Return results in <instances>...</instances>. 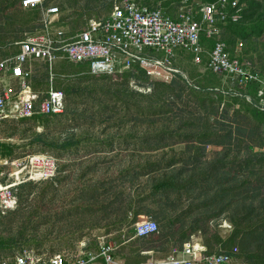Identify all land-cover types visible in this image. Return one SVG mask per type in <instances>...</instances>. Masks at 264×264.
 <instances>
[{"label": "trees", "instance_id": "trees-1", "mask_svg": "<svg viewBox=\"0 0 264 264\" xmlns=\"http://www.w3.org/2000/svg\"><path fill=\"white\" fill-rule=\"evenodd\" d=\"M134 1L149 9L159 8L171 18L177 17L183 3L186 6L192 4L191 9L186 7L191 11L187 13L197 20L202 5L217 0ZM20 2L0 0V48L18 38L11 30L13 15L8 13L10 9L18 5L23 10L19 15V18L23 17L22 24L37 21L39 8L22 9ZM94 4L91 9L90 6ZM108 5L107 0H63L57 7L62 12H68L69 24L76 31L84 13L92 12L95 7L107 8ZM235 9L239 18L232 20ZM227 14L226 21L218 22L221 29L219 40L226 44L230 57L238 58L242 63L247 59L257 76L264 80V42L260 50L253 45L256 38L264 36V0H237L236 8L227 7ZM238 41L245 44L242 52L237 48ZM200 43L204 49L200 65L193 63L192 54L176 50L179 56L188 54L184 57L188 63L203 67L202 73L195 67L188 72L179 67L183 74H187L186 79L175 74L169 82H165L162 78L148 76L135 63L122 73L80 77L78 83L68 80L64 91L61 89L65 94L63 114L36 115L30 120L40 124L58 117L67 121L84 119L85 123H90L87 127H91L85 128L81 135L72 130L60 139L49 141L44 140L42 134H36L34 141L62 153H70L82 143L100 146L108 143L111 147L112 140L120 137V134L108 135L106 127L125 126L126 138L141 150L133 153L128 165L120 172L121 177L128 180V186L120 185L121 190L116 196L124 217H116L107 225L121 228L127 221V211L145 209L142 206H145V200H149V205L157 211H154L156 220L178 225L176 233H180L183 243L185 240L188 242L185 219L192 211L191 206L185 210L179 209L175 201L183 195L190 199L194 197L199 202L195 207L199 208V212L202 207L203 212L196 214L190 225L193 233H201V223L207 225L210 221L215 228L225 221L231 230L225 240L216 234L215 246L228 250L226 248L231 244L229 248L239 249L236 255L239 259L249 256L254 264H264V111L255 105L260 85L258 82L239 85L231 80L234 88L233 91L229 90L225 85L226 79L206 69L208 53L215 39L201 33ZM255 52L258 53L257 61L251 55ZM62 68H71L79 75L82 71L86 72L87 65ZM132 82L138 88L150 91L139 92L130 86ZM246 96L254 100L248 102ZM77 97L91 100L96 110L88 113L78 105ZM233 115L247 118L254 129L233 124ZM66 167L64 165L63 169ZM83 170L80 168L79 171ZM81 176L83 174H74L75 179ZM66 178H61V181ZM122 196L125 197L120 200ZM217 203L221 206L211 209ZM107 217H110L109 213L104 218L107 220ZM131 230L129 228L127 234L120 233L115 241L128 238ZM15 242V238L0 233V253ZM201 244L210 252L211 244L207 241ZM136 251L131 249V254H137ZM115 257L129 260L124 252H116Z\"/></svg>", "mask_w": 264, "mask_h": 264}, {"label": "built area", "instance_id": "built-area-1", "mask_svg": "<svg viewBox=\"0 0 264 264\" xmlns=\"http://www.w3.org/2000/svg\"><path fill=\"white\" fill-rule=\"evenodd\" d=\"M109 15L91 18L84 27L66 36L68 19L56 6H45V0H21L23 9L39 8L41 27L32 35L17 42L19 52L0 58V125L10 121L30 120L36 115L59 116L65 110V94L61 89L38 92L31 89L29 78L32 62H46L50 66L60 58L80 64L86 63L83 74L113 75L130 69L138 63L148 76L169 82L180 73L172 67L176 50L193 55V63L200 65L204 49L200 43L201 33L214 38L215 43L208 53L206 69L213 75L230 78L239 85L258 82L255 104L264 111V80L253 71L250 63L232 58L226 44L219 40L221 29L218 22L229 16L227 7L236 8L237 0H217L202 5L200 17L195 20L187 13L176 18L166 15L161 9L140 6L134 0H117ZM238 10L231 16L239 18ZM65 16V18H63ZM242 46L241 43L238 44ZM7 79L10 82H7ZM130 86L139 92L149 89ZM250 102L249 97H245ZM60 174L58 159L46 153L14 156L0 159V217L14 211L18 206L19 192L23 186L54 181ZM131 232L121 243H111L98 237L94 243L84 241L73 255L48 254L33 248H22L10 259L0 264H127L115 257L124 244L147 238L159 231L158 224L147 216L132 218ZM222 228L231 230L223 221ZM176 255L158 261L140 264H231L238 254L236 247L230 251L220 250L217 255H206L207 248L196 243L185 242ZM241 264H254L247 256Z\"/></svg>", "mask_w": 264, "mask_h": 264}, {"label": "rangeland", "instance_id": "rangeland-1", "mask_svg": "<svg viewBox=\"0 0 264 264\" xmlns=\"http://www.w3.org/2000/svg\"><path fill=\"white\" fill-rule=\"evenodd\" d=\"M62 1L46 0V7H49V5L58 6ZM107 2L109 4L107 8L95 7L96 9L92 10V12L84 13L79 19V27L83 26L91 18H101L109 15L115 4L114 2H117V0H107ZM183 4L178 11L181 13L191 12L186 7L191 9L192 4L188 6ZM93 6L95 4L91 5L90 8L92 9ZM21 11L23 10L18 5L8 11V13L13 15L11 30H14L15 36L18 37L15 40L19 39L24 32L35 29L34 24L32 26L33 21H30L31 23L27 25L22 24L21 20L23 17L19 18ZM60 12L63 13L62 15L65 14L67 19H69L67 11L62 12L60 10ZM39 18L40 14L36 16V20ZM66 26L70 32L73 30L72 25L69 24V20ZM240 42L242 43L241 47L238 46ZM263 42L264 36L254 40L253 45L256 47V50H260ZM238 44L237 48H240V52H242L245 44L243 41H238ZM14 48L9 43L3 50L4 52H7V50L13 51ZM187 55V53L184 56L175 54L173 57L174 62L171 61L172 67H175L177 70L181 67L187 72L192 67H195L199 73H202V66H195L184 60ZM251 55L257 61L258 53L255 52ZM244 63L250 62L246 59ZM62 66L60 62H57L53 66V70L55 71L53 85L63 91L68 80L78 83L80 77L88 76L83 73L78 75L75 70L71 68L63 69ZM64 66L72 65L66 64ZM32 71L39 82L37 85L42 89L48 80L45 67L38 64L37 66L33 65ZM184 75L186 76L187 74ZM222 81L224 82V79ZM225 85L229 90L233 91L234 85L230 78H226ZM250 100L254 99L250 98ZM76 101L88 113L96 110L91 100L77 97ZM232 122L236 125L254 129L252 123L242 116L233 115ZM89 124L88 122L85 123L84 119L67 121L66 118L58 117L40 124L35 121L24 120L10 121L0 126L1 160L26 154L46 153L58 159L60 169L57 180L26 185L19 192L17 208L0 217V233L5 237L10 235L16 239V242L10 248H6L0 253V261L10 259L22 248H33L47 252L50 255L57 253L73 255L80 249L82 242L90 241L89 244L94 246L96 241L93 240H97L98 237L104 238L106 242L121 243L122 241L116 242V238H118L120 233L122 235L127 234L128 229L132 225L130 223L131 219L137 216H147L154 220L158 224L159 231L148 238L130 241L122 245L117 252H124L128 255L129 260H124L126 263L140 264L147 261L163 260L168 256L176 255V253H173L174 250L178 251L182 247V236H180V233H176L178 225H172L168 221L158 222L154 213V211H157L149 205L151 204L149 200H145L146 204L142 206L145 209L133 208L127 211V221L121 225V228L118 225H107L109 221L116 217L117 219L124 217L122 211H120L121 206L117 202L116 196L117 192L121 190L120 185L128 186V180L121 177L120 172L128 165L133 153L141 150L132 140L126 138L127 131L125 126L111 125L108 128L106 127V134H120V137L112 140L111 147L108 143L104 146L94 143H82L77 149H73L74 151L62 153L61 151L47 147L42 142L34 141L36 134H42L44 140L47 141L60 139L67 131L72 130L81 135L85 131V128L91 127H87ZM97 132L99 133V130ZM64 165L67 166L65 169H63ZM80 168L84 170L80 172ZM74 174H83V176L75 179ZM63 177L67 178L61 181ZM124 197L122 196L120 200H123ZM198 203L194 197L190 199L184 195L175 201L179 209L183 208L185 210L191 206L192 211L185 219L187 225L185 236H188L187 240L192 242L202 243L207 241L211 244L210 251L217 248L220 249V246H215L214 236L218 234L222 240H225L230 232V230H227L228 228L219 227L222 223L215 228L211 226L210 221L207 225L201 223L199 224L202 228L201 233H193L190 229L192 221L195 220V215L203 212L202 207L200 212L199 208L195 207ZM220 206V203H217L211 209H216ZM101 209H104V211H101ZM107 213L110 214V217H107L106 220L104 217H106ZM172 233H176V235H172ZM231 246V244H228L226 249L229 250ZM131 249H136L137 254H131ZM239 258V256H236L231 264H241L243 259Z\"/></svg>", "mask_w": 264, "mask_h": 264}, {"label": "crops", "instance_id": "crops-1", "mask_svg": "<svg viewBox=\"0 0 264 264\" xmlns=\"http://www.w3.org/2000/svg\"><path fill=\"white\" fill-rule=\"evenodd\" d=\"M45 6H46V4H45ZM49 6H53V5H49ZM21 7V6H20ZM57 7V6H56ZM22 8V7H21ZM23 9V8H22ZM40 11V10H39ZM39 14H40V12H39ZM40 19H41V15H40V18L37 20V21H35L34 23H32V26H33V24H34V26H35V29H33L32 31H29V32H24L23 34H22V36L19 38V39H17V40H15L13 43H11V45L13 46V47H15L14 48V50L13 51H10V50H7V52H4V48H0V49H2L1 51H0V58H3V57H6V56H9V55H15V54H17L18 52H19V46L17 45V42H19V41H22L24 38H26L25 36H24V34L25 33H27L28 35H32L34 32H35V30L37 29V28H39V27H41V21H40ZM87 23V22H86ZM85 25H83V26H81V27H79V28H82V27H84ZM79 28H77V29H79ZM76 29V30H77ZM66 30V36H70L71 34H73L74 33V31L72 30L71 32H70V30H68V29H65ZM57 62H60V65H66V64H68V65H72V66H75V65H78V64H74V63H71V62H69V61H67L66 59H64V58H60ZM57 62H55L54 64H56ZM37 64L40 66V65H42V66H44L45 67V69H46V71H47V74H48V80H47V82L45 83V86L41 89L40 87H39V85H37V84H39V82H38V80H36V78H35V76L36 75H34V72L32 71V66L33 65H36L37 66ZM54 64L52 63V65L50 66L48 63H46V62H32L29 66H30V72H31V74H30V78H29V85H30V87H31V89H33L34 91H38V92H44V91H47V90H49V88L50 87H52L53 89L55 88V89H59L58 87H56V86H54L53 85V79H54V75H55V71L53 70V66H54ZM80 64H86V63H80ZM87 65V64H86ZM88 70V66H87V69H86V71ZM83 72H85V71H82V73ZM81 73V74H82ZM7 82H10V80L9 79H7ZM19 121H21V120H19ZM4 124V123H3ZM3 124H1V125H3ZM0 125V126H1ZM188 242H191V243H196V242H192V241H188ZM185 243V242H184ZM183 243V244H184ZM199 244H201V242H198ZM234 248V247H233ZM208 250V249H207ZM220 250H222L221 248L220 249H215V250H213V251H210V252H208V253H206V255H217V253L220 251ZM230 250H232V248H230L229 250H226V251H230ZM168 258V257H167ZM166 259V258H165Z\"/></svg>", "mask_w": 264, "mask_h": 264}]
</instances>
